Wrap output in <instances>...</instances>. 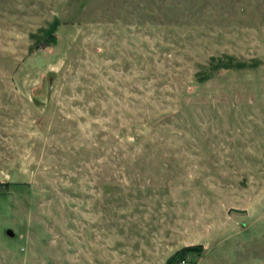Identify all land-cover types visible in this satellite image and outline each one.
<instances>
[{"label": "rangeland", "instance_id": "374dc122", "mask_svg": "<svg viewBox=\"0 0 264 264\" xmlns=\"http://www.w3.org/2000/svg\"><path fill=\"white\" fill-rule=\"evenodd\" d=\"M0 264H264V0H0Z\"/></svg>", "mask_w": 264, "mask_h": 264}, {"label": "trees", "instance_id": "16d2710c", "mask_svg": "<svg viewBox=\"0 0 264 264\" xmlns=\"http://www.w3.org/2000/svg\"><path fill=\"white\" fill-rule=\"evenodd\" d=\"M196 249V247H188V248H185V250H195Z\"/></svg>", "mask_w": 264, "mask_h": 264}]
</instances>
